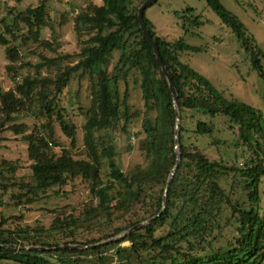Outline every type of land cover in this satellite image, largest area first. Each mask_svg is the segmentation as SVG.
Returning a JSON list of instances; mask_svg holds the SVG:
<instances>
[{
    "label": "trees",
    "instance_id": "16d2710c",
    "mask_svg": "<svg viewBox=\"0 0 264 264\" xmlns=\"http://www.w3.org/2000/svg\"><path fill=\"white\" fill-rule=\"evenodd\" d=\"M48 1L14 6L0 16V45L6 48L5 70L12 79L9 89H0V142L11 133L25 146V160L19 155L15 160L0 157V208L7 196L19 212L13 217L0 212V264H264L261 113L227 99L183 63L181 54L206 48L191 46L183 37L168 41L158 36L144 11L145 27L177 90L180 113V162L161 212L176 162V116L167 79L138 22V8L145 0H87L70 17L76 38L71 53L62 52L60 40L54 38ZM204 1L236 36L251 68L264 80V51L254 35L220 0ZM16 3L19 7L21 0ZM181 17L185 32L193 34L202 23L195 9ZM68 20L62 14L58 27L62 30ZM47 29L52 37H44ZM24 54L38 61H24ZM85 78L91 101L83 110L79 91ZM73 79L78 90L76 102L69 104L65 92ZM137 81L140 110L130 103L131 83ZM72 110L86 117L81 150ZM216 116L230 121L235 147L248 148L244 168L235 166L237 157L227 164L222 158L211 159L199 145L186 143L190 134L211 138L215 127L206 119ZM137 121L144 136V160L125 172L118 164L117 148L129 142ZM56 127L69 139L68 145L56 137ZM210 142L214 147L221 144ZM79 188L88 191V200L69 211L62 209L48 226L40 221L22 224L24 212H53L36 204L68 198ZM159 213L121 239L101 243ZM66 245L82 248L60 247ZM31 246L45 250L26 249Z\"/></svg>",
    "mask_w": 264,
    "mask_h": 264
},
{
    "label": "rangeland",
    "instance_id": "374dc122",
    "mask_svg": "<svg viewBox=\"0 0 264 264\" xmlns=\"http://www.w3.org/2000/svg\"><path fill=\"white\" fill-rule=\"evenodd\" d=\"M38 1L21 0V5L18 7L16 0H0V16L11 10L14 6L24 8L29 4L36 5ZM86 2L87 0L48 1V6L51 10L50 18L55 27L54 38L60 40L62 44L61 50L64 53H71L76 50V38L73 22L70 17L77 14L80 6ZM95 2L99 3L100 0H95ZM220 2L233 14L241 18L246 27L254 35L259 47L264 51V0H220ZM248 4L255 7L256 10L248 7ZM187 9H195L196 13L201 15L202 23L199 27L192 29L193 34L185 32L183 29V18L181 16ZM62 14H66L69 20L61 30L58 27V23L61 20ZM145 16L154 25L158 36L168 41L183 37L186 43L191 46L205 47L206 50L203 52H185L181 54L180 60L206 77L227 99L243 102L259 111L263 117L262 126L264 127V80L257 71L251 68L249 56L236 36L220 21L204 0H157L156 3L146 8ZM44 37H52V32L48 29L44 30ZM23 60H30L34 63L38 61V58L24 54ZM7 63L6 48L0 45V89L2 90H7L12 86V79L5 70ZM262 63L264 65V60H262ZM138 84V81L131 83L130 103L135 110L142 108ZM77 90V82L73 79L65 92V98L69 104L76 102ZM79 101L83 110L87 109L90 105L91 92L87 78L84 79L79 91ZM70 112L74 115V123L77 127L78 150H81L83 148L81 145L82 125L86 117L84 113L79 114L77 110ZM206 120H210L215 127L211 138H196L195 135L190 134L186 136V143L199 145L211 159L219 160L222 158L227 164H231L233 159L237 157L235 166L237 169L244 168V163L249 159L250 152L246 146L235 147V135L230 121L222 116ZM131 130L134 134L130 137L129 142L123 141L117 148V161L125 172L144 160L145 144L143 141L144 136L140 133V121H137ZM55 135L62 144L68 145L69 139L63 136L57 127L55 128ZM3 137L4 140L0 142V157L15 160L17 155H19L22 160H25L23 154L24 144L22 142H15V136L11 133H6ZM210 140H219L221 144L214 147L210 145ZM239 145H241L240 141ZM241 149L243 150L241 151ZM21 164L27 166L26 162H22ZM227 180L229 183L230 178ZM220 183L222 184V181ZM115 189L114 187L112 192ZM238 190L244 206H249L246 192L241 187ZM263 191L264 178L260 185L261 211L264 210ZM88 197V191L84 188H79L68 198L44 201L47 204L40 202L36 204L38 209L49 207L53 212L47 213L42 210L24 212L22 224L32 225L34 222L40 221L43 225L48 226L52 216L60 214L62 209L69 211L71 206H78V203L81 204L83 201H87ZM2 202L3 206L0 208V212L3 217H13L19 213L10 205L11 202L7 196L2 199ZM2 264L12 263L5 262Z\"/></svg>",
    "mask_w": 264,
    "mask_h": 264
},
{
    "label": "water",
    "instance_id": "95a60500",
    "mask_svg": "<svg viewBox=\"0 0 264 264\" xmlns=\"http://www.w3.org/2000/svg\"><path fill=\"white\" fill-rule=\"evenodd\" d=\"M156 1L157 0H145L141 4V6L138 8L137 16H138V22H139L140 28H141L144 36L148 39V41L150 42V44L153 47V52H154L155 57H156V62L161 67V70H162V72L164 73V75H165V77L167 79V82H168V85H169V89H170L171 94H172V102H173V107H174L175 116H176L175 133H174L176 162H175V165L173 166V168L171 169L170 174H169L168 179H167V184H166L165 192H164V195H163V202H162V209H161V212H162L164 210L165 206H166V194H167V190H168L169 184L171 183V181L173 179V176L175 174V171L177 169V166H178V164L180 162V145H179V138H178L179 123H180V113H179V109H178V106H177V90H176V88H175V86H174V84L172 82L171 76H170L167 68L165 67L164 63L162 62V58L160 56V53H159V50H158V47H157V44H156L155 40L153 39V37L151 36L149 31L146 29L145 24H144V11L146 10L147 7H149L150 5L154 4ZM159 215H160V213L158 215L154 216L153 218L148 219L146 221H143L140 224L134 226L133 228H131V229L127 230V231H124L123 233L117 235L116 237L111 238L110 240L104 241V242H101V243L119 240L122 237H124L127 233H129L132 230H134L136 228H139V227L149 223L152 219H154L155 217H157ZM101 243H99V244H101ZM99 244H96V246H98ZM13 247H15V246H13ZM60 247L61 248H64V247H67V248L80 247V248H82V246H77V245H66V246H60ZM26 249L45 250V248H43V247H33V246L27 247Z\"/></svg>",
    "mask_w": 264,
    "mask_h": 264
}]
</instances>
